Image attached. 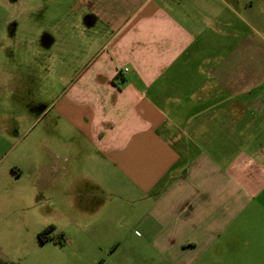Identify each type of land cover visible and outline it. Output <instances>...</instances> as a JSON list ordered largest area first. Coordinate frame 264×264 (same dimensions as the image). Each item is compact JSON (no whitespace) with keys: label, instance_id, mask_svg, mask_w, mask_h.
<instances>
[{"label":"crops","instance_id":"1","mask_svg":"<svg viewBox=\"0 0 264 264\" xmlns=\"http://www.w3.org/2000/svg\"><path fill=\"white\" fill-rule=\"evenodd\" d=\"M63 1L90 50L30 180L0 168V259L264 264V0Z\"/></svg>","mask_w":264,"mask_h":264},{"label":"rangeland","instance_id":"2","mask_svg":"<svg viewBox=\"0 0 264 264\" xmlns=\"http://www.w3.org/2000/svg\"><path fill=\"white\" fill-rule=\"evenodd\" d=\"M63 2L0 0V113L7 125L4 140H1L4 157L0 160V168L6 167L5 170L12 174L22 171L23 177L18 180L22 183L30 180L26 174L34 169L36 155L49 153V138L60 134L59 129L58 132L50 131L48 123L55 116L53 103L66 82L62 78L76 74L90 50L80 47L75 33L69 35L47 29L49 20L62 18ZM19 75H22L21 82L17 81ZM18 153L26 156L14 161L13 156ZM122 200L114 195V203ZM106 242L111 245V240L104 236L102 243ZM126 242L114 235L111 247L125 252Z\"/></svg>","mask_w":264,"mask_h":264},{"label":"trees","instance_id":"3","mask_svg":"<svg viewBox=\"0 0 264 264\" xmlns=\"http://www.w3.org/2000/svg\"><path fill=\"white\" fill-rule=\"evenodd\" d=\"M57 236L52 225L47 226L41 232L38 233L37 239L39 242L52 241ZM0 264H15L13 262L5 261L0 259Z\"/></svg>","mask_w":264,"mask_h":264},{"label":"built area","instance_id":"4","mask_svg":"<svg viewBox=\"0 0 264 264\" xmlns=\"http://www.w3.org/2000/svg\"><path fill=\"white\" fill-rule=\"evenodd\" d=\"M126 71V69H124Z\"/></svg>","mask_w":264,"mask_h":264}]
</instances>
